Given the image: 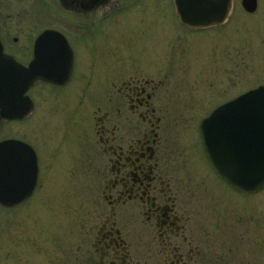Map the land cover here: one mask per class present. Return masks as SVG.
Here are the masks:
<instances>
[{
    "label": "rangeland",
    "instance_id": "1",
    "mask_svg": "<svg viewBox=\"0 0 264 264\" xmlns=\"http://www.w3.org/2000/svg\"><path fill=\"white\" fill-rule=\"evenodd\" d=\"M50 2L51 10L40 0H0L7 10L8 32L33 35L49 26L73 36L92 35L79 49L80 54L86 49L88 81L80 76L81 66L77 83L65 97L36 92L37 117L0 124V138L16 135L34 144L35 130H42V116L49 111L50 124L53 120L58 135L66 131L63 146L67 154L72 152L70 162L52 169L59 178L52 174L34 198L15 209L0 207V264H81L84 224L91 222L98 200L91 189L90 157L99 153L94 111L112 107L107 98L118 73L133 70L153 78L167 71L162 78L174 96L161 104L172 103L167 120L175 124L168 130L178 136L182 131L181 148L203 202L220 224L227 218L233 234L247 233L244 247L251 251L247 260L239 256L236 264H264V191L250 196L232 191L212 174L196 138L198 120L212 108L264 83V0L254 13L234 0L226 24L197 31L174 20L173 0H107L100 8L67 14L60 1ZM220 254L218 264H232Z\"/></svg>",
    "mask_w": 264,
    "mask_h": 264
},
{
    "label": "flooded vegetation",
    "instance_id": "2",
    "mask_svg": "<svg viewBox=\"0 0 264 264\" xmlns=\"http://www.w3.org/2000/svg\"><path fill=\"white\" fill-rule=\"evenodd\" d=\"M59 1L65 14L90 11L80 3L66 7L61 0L57 3ZM40 4L51 10L50 0H40ZM1 5L0 39L4 51L25 68H29L37 54L36 71L46 72L51 66L50 71L56 74L54 81L38 79L29 88L27 95L32 99L34 109L29 117L20 120L24 122L37 117L36 92H59L65 97L69 88L77 83L81 66L84 71L80 76L86 79L88 69L83 66L87 62L86 49L80 54V48L86 46V38L92 35L73 36L48 26L33 35L14 36L8 32L7 10ZM46 29L58 30L63 35H48L41 39V33ZM166 72L161 78L136 70L119 72L118 81L112 85L113 93L109 92L107 98L112 107L107 111L98 106L94 111L99 153L90 157L91 189L98 200L95 199L91 222L88 219L84 224L82 253L78 260L81 264H218L222 257L220 252H224L223 259L236 264L239 256L247 260L251 251L248 246L244 247L247 233L233 234L225 222L227 218L220 224L215 219L216 213L203 202L200 186L191 175L185 151L181 148L182 131L179 137L168 130V127H175L167 120L172 103L161 102H168L174 92L163 81L162 77L168 75ZM47 116L52 117L49 111L42 116V130H35L34 144H31L38 162V179L32 198L40 192L43 183L47 182L48 186L52 174L58 177L56 171L52 173L53 168L72 160V152L67 154L63 146L67 143L66 131L58 135L53 120L50 124ZM20 121L0 117V124L4 125ZM187 128L185 126V132ZM196 138L199 152L204 157L198 125ZM5 139L21 138L16 135L0 138ZM234 249L238 252L234 253Z\"/></svg>",
    "mask_w": 264,
    "mask_h": 264
},
{
    "label": "water",
    "instance_id": "3",
    "mask_svg": "<svg viewBox=\"0 0 264 264\" xmlns=\"http://www.w3.org/2000/svg\"><path fill=\"white\" fill-rule=\"evenodd\" d=\"M80 1L85 8L98 0H64L71 5ZM181 21L194 28L224 23L233 0H175ZM253 12L257 0H243ZM60 34L46 31L43 35ZM0 110L7 118H24L32 112L33 103L25 97L29 86L40 76L54 81L53 75L34 68L23 69L0 47ZM205 154L214 171L239 191L256 192L264 188V86L251 90L216 109L201 126ZM9 163L24 164V174L17 182H6L2 171L5 157ZM10 157V158H11ZM37 162L32 148L18 140L0 142V204L16 206L32 193Z\"/></svg>",
    "mask_w": 264,
    "mask_h": 264
}]
</instances>
